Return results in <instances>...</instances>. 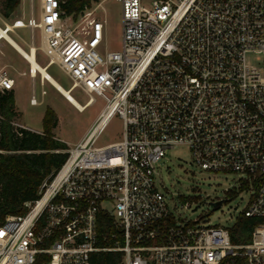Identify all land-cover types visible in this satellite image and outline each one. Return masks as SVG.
Returning a JSON list of instances; mask_svg holds the SVG:
<instances>
[{
  "label": "built area",
  "instance_id": "built-area-1",
  "mask_svg": "<svg viewBox=\"0 0 264 264\" xmlns=\"http://www.w3.org/2000/svg\"><path fill=\"white\" fill-rule=\"evenodd\" d=\"M118 1L123 45L104 55L102 1L74 19L60 0H39L38 15L11 24L43 32L45 67L58 64L86 106L110 98L40 195L0 223V264H92L101 249L121 250L123 264H264V67L247 62L264 54V0ZM14 87L0 68V91ZM116 113L123 139L96 146ZM179 144L203 169L243 174L244 213L258 220L248 243L171 208L156 163ZM100 213L112 218L111 247L98 246Z\"/></svg>",
  "mask_w": 264,
  "mask_h": 264
},
{
  "label": "rangeland",
  "instance_id": "rangeland-1",
  "mask_svg": "<svg viewBox=\"0 0 264 264\" xmlns=\"http://www.w3.org/2000/svg\"><path fill=\"white\" fill-rule=\"evenodd\" d=\"M102 1V8L98 15L107 19V26L103 44L99 51L104 55L106 51L120 50L123 45V6L118 0ZM39 12V0H22L16 14L10 19L0 15V25L7 27L15 18H27L30 10ZM10 34L26 49L33 43L37 46V57L41 64H45L48 57L43 52V32L29 27H8ZM249 64L264 67V54L250 52L247 54ZM0 68H6L15 78L17 108L20 124L35 129L43 127V116L46 107L50 105L58 114V125L55 128L57 136L65 140L69 148L78 145L89 133L102 109L107 105L110 94L94 93L95 101L79 110L72 105L65 96L51 83L45 81L40 72L32 75L29 62L4 38L0 39ZM50 73L65 87L69 88L72 80L58 64L49 67ZM43 89L46 90L43 93ZM72 94L81 102L88 99L80 88H75ZM32 95L41 101L37 105L30 103ZM123 119L119 114H113L95 141L96 146L123 139ZM157 184L165 193L171 208L183 216L206 222L210 225L232 226L237 217L244 212L252 194L250 188H241V172L210 171L203 169L195 161L194 156L186 144H179L167 150V154L156 163ZM186 200L189 205H186ZM222 200L219 208L214 209L212 202ZM104 205L114 210L111 202Z\"/></svg>",
  "mask_w": 264,
  "mask_h": 264
},
{
  "label": "trees",
  "instance_id": "trees-1",
  "mask_svg": "<svg viewBox=\"0 0 264 264\" xmlns=\"http://www.w3.org/2000/svg\"><path fill=\"white\" fill-rule=\"evenodd\" d=\"M97 2L99 0H60V5L65 15L77 19ZM21 3L22 0H0V15L10 19ZM19 116L15 90L0 91V223L8 214L24 212V203L40 195L44 182L54 177L69 156L68 143L55 133L59 118L54 108L46 107L41 130L20 124ZM98 220V246H113L112 218L100 213ZM257 222L256 218L242 212L230 226L232 241L248 243ZM91 261L92 264H123V252L101 249L92 253ZM236 264H245V258H239Z\"/></svg>",
  "mask_w": 264,
  "mask_h": 264
},
{
  "label": "bare ground",
  "instance_id": "bare-ground-1",
  "mask_svg": "<svg viewBox=\"0 0 264 264\" xmlns=\"http://www.w3.org/2000/svg\"><path fill=\"white\" fill-rule=\"evenodd\" d=\"M0 32L5 36L10 44L29 62L30 72L36 75L38 72L42 74L45 81L51 83L57 90H59L65 98L79 110H83L86 105L81 103L68 88H65L48 70V67L41 64L37 57V46L31 44L29 49H26L20 42H18L6 29L0 25ZM51 66V65H50ZM91 104V103H89Z\"/></svg>",
  "mask_w": 264,
  "mask_h": 264
},
{
  "label": "crops",
  "instance_id": "crops-1",
  "mask_svg": "<svg viewBox=\"0 0 264 264\" xmlns=\"http://www.w3.org/2000/svg\"><path fill=\"white\" fill-rule=\"evenodd\" d=\"M8 27H11V25L9 24V26ZM8 27L6 28V27H3L4 29H6L8 32H9V29H8ZM10 33V32H9ZM2 38H4V39H6L5 38V36H3V34L0 32V39H2ZM7 40V39H6ZM8 41V40H7ZM11 46L12 47H14L12 44H11ZM46 64V63H45ZM44 64V65H45ZM44 80V79H43ZM43 84H45V80L43 81ZM36 98H37V96H36ZM41 101H38V103H40ZM31 103V102H30ZM37 103V104H38ZM37 104H33V105H37ZM30 128H32V127H30ZM32 129H35V128H32ZM42 129V128H41ZM41 129H35V130H41Z\"/></svg>",
  "mask_w": 264,
  "mask_h": 264
},
{
  "label": "water",
  "instance_id": "water-1",
  "mask_svg": "<svg viewBox=\"0 0 264 264\" xmlns=\"http://www.w3.org/2000/svg\"><path fill=\"white\" fill-rule=\"evenodd\" d=\"M222 204V200H218V201H213L212 202V205H213V208L216 209V208H219Z\"/></svg>",
  "mask_w": 264,
  "mask_h": 264
}]
</instances>
